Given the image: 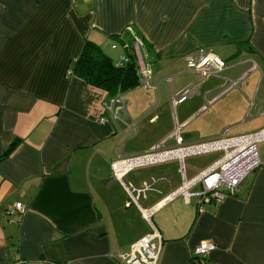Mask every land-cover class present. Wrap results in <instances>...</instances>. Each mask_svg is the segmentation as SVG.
<instances>
[{"label": "crops", "instance_id": "0c3cea01", "mask_svg": "<svg viewBox=\"0 0 264 264\" xmlns=\"http://www.w3.org/2000/svg\"><path fill=\"white\" fill-rule=\"evenodd\" d=\"M129 29L146 86L109 95L72 73L85 40L115 61ZM198 48L225 68L200 78L185 63ZM115 96L126 107L116 118L105 109ZM252 139L260 164L234 195L202 211L197 197L171 196L220 159L195 157L223 152L184 148ZM16 202L22 215L9 212ZM143 213L158 264H264V0H0V264H118L151 232ZM204 241L213 249L192 263Z\"/></svg>", "mask_w": 264, "mask_h": 264}, {"label": "built area", "instance_id": "2783aa9c", "mask_svg": "<svg viewBox=\"0 0 264 264\" xmlns=\"http://www.w3.org/2000/svg\"><path fill=\"white\" fill-rule=\"evenodd\" d=\"M129 35L131 36V42L129 45L126 42L121 44L125 53L119 55L115 60V65L122 66L133 57L138 75V85L146 86L151 73L149 69H147V65L144 63L140 54L141 40L130 29ZM116 47V43L111 45L112 49ZM185 63L186 67L197 72L200 78L216 76L226 66L225 62L220 57L205 48H198L193 54L186 55ZM235 84L236 82H231L227 88ZM194 92L195 87L187 86L177 94L171 96V101L173 104L181 103ZM113 103H117L118 107H114ZM105 109L116 118L118 111L126 110V107L120 97L115 96L113 100L105 105ZM100 122L103 123L104 120H100ZM175 139L176 143H181L180 136H176ZM229 144L230 143H224V140H215L203 144L202 146L195 145L184 148L189 151L195 150L196 152L200 148L204 151L212 149L223 150V155L210 170L203 172L200 176L192 180H183L182 186L173 192L171 196L180 195L187 202L190 198L197 197L199 200L198 210L202 211V203L219 202L227 195H234L238 191L241 180L259 166L260 160L253 139L245 140L244 143H238L237 145ZM161 146L162 142L159 144L158 148ZM167 152H171V150L166 152L153 151L150 154H143L125 160H116L111 163V167L115 173H126L134 163L139 164L145 160L151 161L159 157L163 158L164 154ZM196 183H200L201 189L192 191L191 187ZM147 189L148 186L145 185L142 190L138 191H145ZM9 212H17L22 215L25 212V208L21 203L16 202L13 208L9 209ZM143 215L145 214L143 213ZM145 218L148 220L149 215H145ZM149 224L151 226V232L133 243L129 254L118 255V264H158L161 251V240L157 230L151 225L150 221ZM155 237H158L160 240L158 244L152 241ZM213 247L214 244L210 241H204L198 244L191 253L192 263H202L208 251L213 249Z\"/></svg>", "mask_w": 264, "mask_h": 264}, {"label": "trees", "instance_id": "16d2710c", "mask_svg": "<svg viewBox=\"0 0 264 264\" xmlns=\"http://www.w3.org/2000/svg\"><path fill=\"white\" fill-rule=\"evenodd\" d=\"M129 35V34H128ZM128 45L131 39L121 42ZM122 66H116L115 61L99 45L85 40L80 53L72 64L71 71L85 83L115 95L121 91L138 85L137 70L133 57ZM12 142L3 152L6 156L15 146Z\"/></svg>", "mask_w": 264, "mask_h": 264}, {"label": "rangeland", "instance_id": "374dc122", "mask_svg": "<svg viewBox=\"0 0 264 264\" xmlns=\"http://www.w3.org/2000/svg\"><path fill=\"white\" fill-rule=\"evenodd\" d=\"M222 155H223V152L222 151L210 152V153H207L206 155H202L200 157H195L194 160H193V162L195 164H198L200 162H207V164H209L212 161L218 160L219 158H221Z\"/></svg>", "mask_w": 264, "mask_h": 264}]
</instances>
